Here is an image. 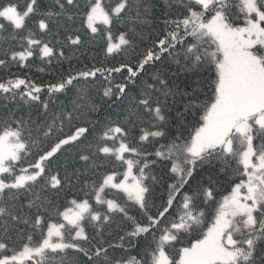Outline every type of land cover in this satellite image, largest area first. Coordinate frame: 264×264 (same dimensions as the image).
Returning a JSON list of instances; mask_svg holds the SVG:
<instances>
[{
  "label": "snow or ice",
  "instance_id": "6c2138e0",
  "mask_svg": "<svg viewBox=\"0 0 264 264\" xmlns=\"http://www.w3.org/2000/svg\"><path fill=\"white\" fill-rule=\"evenodd\" d=\"M0 264H264V0H0Z\"/></svg>",
  "mask_w": 264,
  "mask_h": 264
},
{
  "label": "trees",
  "instance_id": "16d2710c",
  "mask_svg": "<svg viewBox=\"0 0 264 264\" xmlns=\"http://www.w3.org/2000/svg\"><path fill=\"white\" fill-rule=\"evenodd\" d=\"M20 3L23 4L24 0H20ZM79 55V53L77 54ZM95 55L96 57V61L99 62L102 59V54L99 52L98 49H89L87 55L85 56H81L80 57V62L78 63L76 60H73V64L77 65V66H82L85 63H90L91 62V57ZM39 67H45L43 64H37L35 66L32 67V69L30 70V75L33 79H35L37 82H46L49 79H52V76L48 75V69L45 67V71L44 72H40L37 69ZM64 69L66 70L68 65L65 64ZM26 70H21V72H24Z\"/></svg>",
  "mask_w": 264,
  "mask_h": 264
}]
</instances>
